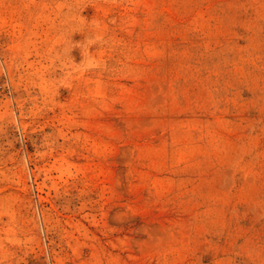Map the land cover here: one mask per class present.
<instances>
[{"label":"rangeland","instance_id":"374dc122","mask_svg":"<svg viewBox=\"0 0 264 264\" xmlns=\"http://www.w3.org/2000/svg\"><path fill=\"white\" fill-rule=\"evenodd\" d=\"M0 264H264V0H0Z\"/></svg>","mask_w":264,"mask_h":264}]
</instances>
